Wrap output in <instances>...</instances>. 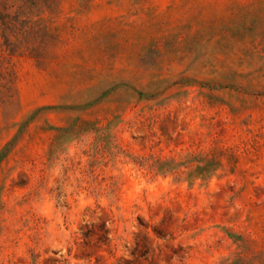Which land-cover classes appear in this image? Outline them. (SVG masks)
Masks as SVG:
<instances>
[{"label":"rangeland","instance_id":"1","mask_svg":"<svg viewBox=\"0 0 264 264\" xmlns=\"http://www.w3.org/2000/svg\"><path fill=\"white\" fill-rule=\"evenodd\" d=\"M0 264H264V0H0Z\"/></svg>","mask_w":264,"mask_h":264}]
</instances>
